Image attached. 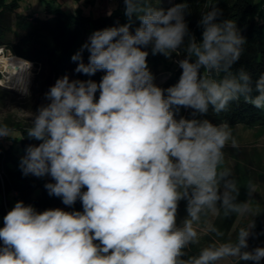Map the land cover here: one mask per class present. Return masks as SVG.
I'll return each instance as SVG.
<instances>
[{
    "label": "clouds",
    "instance_id": "9594fccd",
    "mask_svg": "<svg viewBox=\"0 0 264 264\" xmlns=\"http://www.w3.org/2000/svg\"><path fill=\"white\" fill-rule=\"evenodd\" d=\"M124 3L129 23L93 32L72 56L79 61L78 73L105 71L101 82L70 81L67 75L57 79L46 93L50 103L38 110L27 130L42 142L29 146L20 161L24 175H50L55 182L45 185L49 195L62 197L68 206L79 199L83 212H37L17 202L0 228V264H216L226 258L259 264L264 248L245 250L253 222L239 229L235 242L212 243L198 256L184 258L197 241L194 223L202 216L219 215L221 209L225 217L242 215L252 208L248 201L236 202L239 189L229 179L231 171H218L228 142L238 146L229 125L177 120L173 106L206 113L212 105L220 113L243 96L264 108V75L254 85L259 95L252 98L250 75L230 71L245 39L234 20L215 22L221 12L212 6L199 22L202 42L189 38L188 58L179 61L182 75L165 97V90L153 83L149 53L141 47L151 45L153 55L165 57L177 52L188 34V4L165 11L145 0ZM134 14L140 27L133 34ZM213 73L225 75L216 79ZM9 136L8 125H0V137ZM254 187H247L249 195ZM182 199L188 216L177 226ZM207 231L223 236L213 224Z\"/></svg>",
    "mask_w": 264,
    "mask_h": 264
},
{
    "label": "trees",
    "instance_id": "16d2710c",
    "mask_svg": "<svg viewBox=\"0 0 264 264\" xmlns=\"http://www.w3.org/2000/svg\"><path fill=\"white\" fill-rule=\"evenodd\" d=\"M115 2L117 7L110 12L111 15L101 17L87 16L82 10H77L75 13H67L61 8L53 10L48 5L45 10L47 18L42 19L25 13L21 8V0H0V49L31 62L39 70L29 95L23 98L0 85V103L17 97L28 111L37 115L42 106L50 103L46 93L55 85L57 79L67 75L74 80H92L99 84L106 72L100 70L94 75L78 73L75 69L79 61H73L72 56L89 41L93 32L129 23L125 15L124 0H115ZM145 3L167 10L164 0H145ZM178 3L188 4V10L185 13L188 34L177 52H173L170 57H165L159 53L153 55L151 45L141 47V50L149 53L146 58L147 66L154 80L160 75H168L167 80L158 86L165 90V97L168 95L166 89L176 85L182 75L183 70L179 66V61L188 58L186 47L189 38L194 36L198 43L202 42L203 26L199 22L202 15L210 11L212 6L221 12L215 22L234 20L238 33L245 39L241 57L232 65L230 71L233 74H237L241 69L246 71L253 84L252 98L259 95L254 85L259 77L264 75V0H174L173 6ZM138 27H140V21L134 14L130 31L134 34ZM89 55L85 49L82 53L85 64L88 63ZM190 62H195V57H192ZM204 71L205 69L201 67L199 74L202 76ZM45 75H47L46 78H44ZM212 75L213 78L222 79L225 74L220 73L216 76L213 73ZM99 94L98 89L95 94L97 101ZM173 111L177 120L180 118L199 121L207 119L217 126L227 123L229 127L264 128V108H256L253 104L246 102L243 96L229 102L227 110L220 113H216L212 105H209L206 113H199L184 106H173ZM4 124L8 125L13 134L4 137V141H0V228L4 226V216L11 210L10 204L15 205L21 201L25 206L31 205L37 212L56 208L68 212H83L82 202L79 199L74 205L68 206L62 202V197L49 195L45 185L55 182L50 175L36 177L32 174H23L20 161L26 155V149L29 146H38L42 141L27 135L29 126L11 119L0 122V125ZM8 141H11V144H7ZM259 178V182L264 184V174ZM251 184H255L253 178H251ZM82 191H86V188ZM181 206L187 208V201L184 199L179 201L177 221L181 214ZM222 212L223 209L220 210V214ZM219 215L212 224L223 233V236L217 237L215 233L208 231L202 243L194 242L188 246L185 250L187 252L185 259L198 256L202 249L212 243L235 242L238 234L235 228L238 214L232 213L223 218ZM252 222L255 227L251 230L246 251L254 250L264 234V212L254 215L250 223ZM2 246L3 242L0 241V247ZM228 259L232 260L233 264H256L254 261H243L238 258ZM259 264H264V258L259 261Z\"/></svg>",
    "mask_w": 264,
    "mask_h": 264
},
{
    "label": "rangeland",
    "instance_id": "374dc122",
    "mask_svg": "<svg viewBox=\"0 0 264 264\" xmlns=\"http://www.w3.org/2000/svg\"><path fill=\"white\" fill-rule=\"evenodd\" d=\"M164 1L167 9L173 7L174 0ZM97 2V6H99L100 9L103 8L102 4H105V2L106 5L107 3L108 5L110 4V9L107 13H110L109 11H113L117 7L115 0H98ZM76 4L81 6L82 11L92 12V4H89V1L87 2V0H21V8L25 13H30L31 16H35V13H38V17H41L42 19L47 18L45 10L48 5L53 10L61 8L67 13H73L76 11ZM30 5L33 6V9L28 12L25 7H30ZM1 54L7 59L14 57L12 54L6 51ZM5 63H7V60L2 62L3 65ZM29 70L31 72L30 80L25 95L18 93L9 85L1 86L11 90L15 95L20 96V98L29 95L33 80L37 77L39 71L31 62L29 64ZM46 73L48 74V71H46ZM5 74L6 70L0 69V77L3 78ZM46 76L47 75H45L44 78H46ZM167 78V74L160 75L153 81V83L156 86H160L167 80ZM69 80L72 81L74 78L70 77ZM20 98L15 97V99H7L5 103H0V122L11 119L14 122H20L26 126H32L35 115L24 107V104L21 102ZM230 128L232 129V136L237 141L238 146L233 148L230 146L231 141L228 142V145H226L223 149L224 161L221 165H219L218 171L224 170L225 168L231 171V176L229 179H234L239 189V195L236 197V202L244 203L248 201L250 207L252 208V212H247L242 215L237 213L238 218L235 228H237L239 231L240 228H244L245 226L249 225L254 214L256 215L259 212H264V184L259 182V177L264 174V128H248L243 126ZM12 134L13 133L11 132V135ZM7 144H11V141H8ZM251 178H253V181L255 182V184H253L255 187L254 192L249 195L247 187L249 184H251ZM222 191L223 182H221L220 188L221 193ZM14 206V204H10L11 210L14 208ZM186 209L187 208L184 206H181V214H179L178 221L176 220L177 226H181L183 221L187 218L188 214ZM216 216L217 215H213L211 212H209L207 216H202L199 222L194 223V228L198 234L196 242H203V240L208 235V225L213 223ZM219 216L223 218V212ZM263 246L264 234L257 244V247L262 248ZM218 264H233V262L232 260L226 258L224 260L218 261Z\"/></svg>",
    "mask_w": 264,
    "mask_h": 264
},
{
    "label": "bare ground",
    "instance_id": "6f19581e",
    "mask_svg": "<svg viewBox=\"0 0 264 264\" xmlns=\"http://www.w3.org/2000/svg\"><path fill=\"white\" fill-rule=\"evenodd\" d=\"M7 60V63L2 64ZM30 62L20 57L14 56L7 59L0 53V69L6 70L3 78H0V85H9L20 94H25L30 80Z\"/></svg>",
    "mask_w": 264,
    "mask_h": 264
},
{
    "label": "crops",
    "instance_id": "0c3cea01",
    "mask_svg": "<svg viewBox=\"0 0 264 264\" xmlns=\"http://www.w3.org/2000/svg\"><path fill=\"white\" fill-rule=\"evenodd\" d=\"M88 1H89V4H92L93 9H92V12L91 11H88V12L83 11L85 15L91 16V17H101V16H106V15L109 14L107 12L110 9V7H109L110 4L108 5V3H107V5H106V2H105V4H102L103 5V8L100 9V7L97 6L98 5V2H97L98 0H91V2H90V0H87V2ZM104 1H106V0H104ZM102 5H101V7H102ZM25 8H26V10H28V12H30L33 9V6L30 5V7H27L26 6ZM75 8H76V11L77 10H82L81 9V6H78L77 4H76ZM75 12H73V13H75ZM109 12H111V11H109ZM27 14H30V13H27ZM35 16H39V14L38 13H35Z\"/></svg>",
    "mask_w": 264,
    "mask_h": 264
},
{
    "label": "built area",
    "instance_id": "2783aa9c",
    "mask_svg": "<svg viewBox=\"0 0 264 264\" xmlns=\"http://www.w3.org/2000/svg\"><path fill=\"white\" fill-rule=\"evenodd\" d=\"M0 52L3 53V52H5V51H4V49H0ZM3 139H4V137H0V141H2ZM15 195H17V194H15ZM96 243H99V242L96 241Z\"/></svg>",
    "mask_w": 264,
    "mask_h": 264
},
{
    "label": "water",
    "instance_id": "95a60500",
    "mask_svg": "<svg viewBox=\"0 0 264 264\" xmlns=\"http://www.w3.org/2000/svg\"><path fill=\"white\" fill-rule=\"evenodd\" d=\"M25 95V94H24Z\"/></svg>",
    "mask_w": 264,
    "mask_h": 264
}]
</instances>
